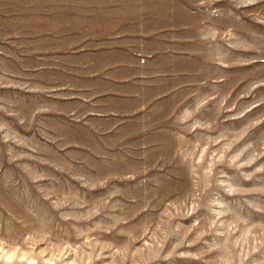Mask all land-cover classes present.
<instances>
[{"label": "rangeland", "instance_id": "1", "mask_svg": "<svg viewBox=\"0 0 264 264\" xmlns=\"http://www.w3.org/2000/svg\"><path fill=\"white\" fill-rule=\"evenodd\" d=\"M0 264H264V0H0Z\"/></svg>", "mask_w": 264, "mask_h": 264}]
</instances>
